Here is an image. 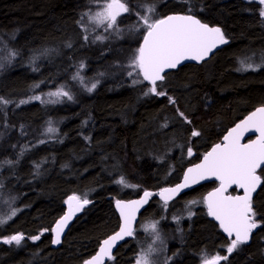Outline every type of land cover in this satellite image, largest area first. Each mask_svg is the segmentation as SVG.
<instances>
[{"label":"trees","instance_id":"obj_1","mask_svg":"<svg viewBox=\"0 0 264 264\" xmlns=\"http://www.w3.org/2000/svg\"><path fill=\"white\" fill-rule=\"evenodd\" d=\"M87 1L0 0V97L10 102L6 106L0 105V151H4L0 152V219L11 217L0 225V264L82 262L95 252L100 240L117 227L114 200L131 198L143 190L155 191L175 183L182 169L217 142L229 126L257 105H264V19L256 1L127 0L131 6L124 16H128V25L141 15V3L151 2L156 5V19L169 12L193 14L202 22L219 25L229 40L208 60L199 64L186 63L166 73L165 79L157 82L159 91L166 93L164 96H142L147 84H134L128 75V78H120L113 65L120 62L117 56L116 59L104 56L98 61L90 57L104 54L102 48L93 55L82 53L80 47H88L87 44H78L87 39L82 31V15L94 4L93 0ZM134 16L136 19L132 20ZM42 46L46 51L40 55ZM132 55L125 58V63H129ZM60 56L69 59L65 62L58 59ZM253 56L262 64L254 66L255 70L242 69L241 62L249 64ZM20 57L27 58L20 62ZM75 58L86 61L87 74L94 71L100 79L97 87L91 93L81 94L71 80L69 84L76 90L74 96L77 97L63 106L48 107L34 99L38 93L48 90L46 84L55 88L57 82V85L62 83L55 72L65 68L69 61L72 68L78 65ZM53 78L56 83L51 84L55 82ZM33 92L36 93L30 97ZM169 97L175 100L174 104L169 102ZM46 108L50 110L46 112ZM177 109L190 123L178 115ZM55 121L64 122L59 126L60 142L55 138H41L45 130L43 126L47 122L56 124ZM37 123L39 126L35 125ZM40 129L42 132L36 142L26 139ZM193 130L200 134L192 136ZM29 141L32 144L25 147ZM14 142L23 144L19 147ZM167 143L171 144L165 147ZM9 148L15 152L11 154ZM26 148H31L29 153ZM189 148L194 151L193 155L188 154ZM45 153L48 157L43 155ZM40 155L44 157L39 159ZM37 158L40 161L47 158L43 162L45 166H41L42 162L38 164ZM53 158L55 161L51 164ZM35 165L39 169H35ZM35 171H38L37 175ZM259 174L262 183L252 198V206L255 219L263 220L264 172L259 170ZM121 178L136 187L117 183ZM211 187L212 183H201L168 202L166 208H163L164 202L152 194L134 231L146 221L157 220L162 231L171 234L166 237L168 251L163 254L168 255L164 259L170 261L169 264H205L207 260L201 261L199 250L211 246L214 239L219 247L218 254L223 257L231 239L224 237L216 225L207 220L201 206L203 193ZM67 194L87 199L90 203L72 221L60 245L52 248L51 226L62 214ZM194 200L196 202L190 205L189 202ZM189 207L193 214L183 216V209ZM174 216L178 219H173ZM176 227L180 229L178 234L174 230ZM263 229L264 223L252 233L249 243L228 253L227 260H221L219 264H264L258 241ZM15 234L24 237L19 245L3 242ZM34 236L40 238L31 239ZM137 250L138 245H134L130 237L117 247L114 259L106 264H131Z\"/></svg>","mask_w":264,"mask_h":264},{"label":"snow or ice","instance_id":"obj_2","mask_svg":"<svg viewBox=\"0 0 264 264\" xmlns=\"http://www.w3.org/2000/svg\"><path fill=\"white\" fill-rule=\"evenodd\" d=\"M264 5V0H259ZM127 0H104L100 11L95 14L85 13L89 16V20L97 26L103 24L107 29H114L117 24V18L125 12H128ZM155 12L154 6H146L145 13L140 16L143 26L146 28V34L143 43L136 50V54L129 61V67L132 76H142L144 81H148L152 87L145 92L155 95L164 96L166 93L157 91V81H163L165 69H175L183 60L191 59L201 61L209 55V53L218 45L227 43L224 34L219 27H210L208 24L202 23L193 15H170L163 19H153L152 14ZM260 15L264 17V9ZM97 40H103L105 37L97 36ZM70 47V45H69ZM83 67V65H81ZM259 67V66H257ZM255 70L252 64H247L246 69ZM139 80H133V83H140ZM38 87V85H37ZM96 88L93 83L87 90L91 92ZM51 96H67L69 100L73 97L62 90L52 92ZM40 99V97H34ZM21 101L20 103H26ZM170 103H175L172 97H169ZM9 101L0 97V105H7ZM178 115L183 117L186 122L187 117L183 112L177 109ZM255 130L259 133L255 140L249 143H240V138L244 132ZM49 132L53 129L49 128ZM200 133L193 130L192 136H198ZM188 154L192 155V149H188ZM260 169L264 172V107L257 108L242 123L237 124L228 135L223 138V143L216 144L210 152H208L203 161L193 168H189L184 176V182L175 188L162 189L160 195L164 199L165 207L171 196L179 192L182 188L190 186V183H197L201 179L215 177L220 182V186L205 197V203L208 208V215L219 221L220 227L231 237L235 235V239L231 240L227 252L231 254L238 249L240 245L245 244L254 229L258 227L255 219L256 213L252 206V195L257 190V186L261 185V176L257 174ZM125 187H136L129 185L124 178L117 181ZM237 186L243 189V195L231 196L225 195L228 188ZM168 193L167 196L164 194ZM152 193L145 191L141 200L123 202L117 201V208L120 211L122 223L120 230L115 235L108 237L102 242L98 253L91 259L86 260L84 264H103L104 258L113 260L112 249L118 240L124 237L134 235L132 226L135 220V213ZM75 202V203H73ZM68 204V212L56 223V227L52 229L55 236L52 240L53 244L60 243V234L63 232L65 225L72 219L75 213L80 212L83 207L90 203L89 200H81L73 195L65 201ZM15 215V210L12 212ZM191 215V213L189 214ZM11 219V217H7ZM7 219H0V225L7 223ZM178 219V218H177ZM156 233V239H160L157 231V225L153 223L149 226ZM22 234H15L5 238L4 243L15 242L17 245L23 240ZM39 236L31 239L38 240ZM154 251L149 248L147 253L138 256L136 264H150L149 255ZM170 259V258H169ZM227 260V256H216L205 264H219V261Z\"/></svg>","mask_w":264,"mask_h":264},{"label":"rangeland","instance_id":"obj_3","mask_svg":"<svg viewBox=\"0 0 264 264\" xmlns=\"http://www.w3.org/2000/svg\"><path fill=\"white\" fill-rule=\"evenodd\" d=\"M252 1H256L257 3H259L260 12L262 9H264V5L260 4L259 0H252ZM93 2H94V4L96 3L97 6L92 4L93 6H91V8L88 9V12L91 14H95L97 11L101 10L104 0H101V2L100 1L96 2V0H95ZM139 3H141V2H139ZM99 4H100V6H99ZM127 5H128L127 7H129L131 9V6L128 3H127ZM146 6H154L155 7V12L152 14V18L156 19L155 18L156 5L151 3V2L141 3V5H140L141 15L146 14L145 13ZM89 10L90 11L93 10V11L90 12ZM126 14H127V12L122 13L120 15V17L117 18V24H116L114 29H107V30H106L105 25L101 24V25L97 26L95 23L91 22L89 20L88 15L82 16V31H83L84 35H86L87 39L85 40V42H83V41L78 42V44H80L81 46H84V44L89 45L88 48L86 46H84L83 48L81 47L82 48L81 50L85 55H93L98 50V48H102L104 50V54L90 56L96 61L103 59L104 56H106L107 59H116L115 57L117 56L120 59L119 60L120 62L113 63V65L117 68V70L119 72L118 76L120 78H122L124 76L128 77L129 76L128 73L133 71L132 68L129 67V65H128L129 63H125V58L132 53H133L132 56H134L136 54V50L139 48L142 35L144 34V32L146 30V28L143 26L142 20L140 19L141 15H139V18L136 21H134L130 25H128V24H126V23H128L127 22L128 16H127V18L124 17ZM132 14L133 13L130 12V15H132ZM262 18L264 19V17H262ZM134 19H136V16H134L132 18V20H134ZM97 36L105 37V39L97 40L96 39ZM0 44H1V42H0ZM56 47L58 48L59 46H56ZM106 48H110L109 51H107ZM45 51H46V48L42 46L41 50L39 51V54L42 55ZM54 51L57 52V54L59 53V51L55 48H54ZM257 54L259 55V53H257ZM52 55H55V53ZM58 59L67 62V60L69 58L67 56L66 57L60 56V57H58ZM257 60L258 59H255V56H253L249 59V64H252L253 66H256V65L258 66V65L262 64L261 62L258 63ZM76 62L77 63L79 62V63H78V65H75L73 68H72V62L70 63V61H69L65 68L63 67L62 70L55 72L56 76L64 73V74H62L63 76L62 75L57 76V79L61 78V82L63 81L62 83L57 85L58 84V82H57L55 88L54 87L49 88V84H46V88L48 90H44L41 93H38L34 97H40L39 101L42 104L45 103L46 105H54V103H55V105L56 104L62 105V103H63V105H66V104L72 102V99L69 100L67 96L56 97V96H51L49 94L52 92H56L57 90H62L64 92L69 93L73 97L74 91L72 89V86L70 84H68V82L71 83V80L75 85H77L79 87L81 92L91 93L94 89L91 92H89L87 89L90 88L93 83H96V87H97V85L100 82V79L98 77H96V75L94 74V71L91 72V74H87L88 66L86 64V61L85 62L83 61V58L80 60L77 59ZM81 65H83V67H81ZM246 66H247V63L245 64V63L241 62V68L242 69H245ZM71 68H72V71H71L70 76H68V80H67V78H65L64 76H67L66 74L68 72H70L69 70ZM110 68H111V66H110ZM49 72L52 73L53 70H51ZM116 76H117V74H116ZM105 77H106V75H105ZM129 77H132L133 80H139L141 82H145L143 80V77L136 75L135 72L133 73L132 76H129ZM106 78L108 79L109 77H106ZM65 80H67V81H65ZM37 85L38 84H36V86ZM149 88L150 87L142 90L141 95L145 96V92H148ZM30 89L31 88H29V90ZM157 91L160 92L159 87H157ZM35 93L36 92L31 93L30 97H32V94H35ZM149 94H150V92H149ZM46 100H47V102H46ZM62 101H64L65 104ZM49 128L53 129V131L49 132L48 131ZM56 133H57L56 127L47 126L44 130V135H42L41 138L51 139L56 135ZM173 134H175L174 131H173ZM170 144L171 143H167L164 145H165V147H168ZM131 185H133V184H131ZM132 188H135V187H132ZM195 202L196 201L194 200L193 202L191 201L189 203H190V205H192ZM163 208H166L165 205L163 206ZM191 211H192V208L189 207V208L183 209L182 214H184L183 216H185V217L191 216V215H189L190 213L193 214V212H191ZM181 215L179 216L180 218H182ZM177 218H178V216L173 217V219H177ZM179 222H180V220H179ZM153 223H155L157 225V231L159 233L160 239H156V233H154L151 230V228L149 227ZM174 230L177 234L180 232V229L178 227H176ZM135 233H137V234L135 235ZM170 235L171 234H169V233L165 234L162 231V229L159 225V222L157 220H149V221L142 223L134 231V235L131 236L132 243L134 245H135V243H136V245H138L137 253L132 256L133 258H132L131 264H136L138 256L142 253H147L150 247L154 249V251L148 257L150 264H167L168 260H166L164 258H167L168 255H163V254H165L168 251V244H167L166 237H169ZM258 241L260 243L259 246H261L263 254H264V237H260V239H258ZM230 243L231 242H229V244L226 245V247H225V255L224 256H226L228 254L227 248L230 246ZM201 257H202L201 261L207 260V258L205 256L201 255Z\"/></svg>","mask_w":264,"mask_h":264},{"label":"water","instance_id":"obj_4","mask_svg":"<svg viewBox=\"0 0 264 264\" xmlns=\"http://www.w3.org/2000/svg\"><path fill=\"white\" fill-rule=\"evenodd\" d=\"M170 15H193V14H189V13H181V12H169V13H167L166 15H163V16H162L161 18H159V19H163V18H165V17H167V16H170ZM193 16H195V15H193ZM195 17H196L197 19H199L197 16H195ZM199 20H200V19H199ZM200 21H201V20H200ZM201 22H202V21H201ZM202 23L208 24V23H206V22H202ZM208 25H209L210 27H219V28L221 29V27H220L219 25H217V24H208ZM221 31H222V29H221ZM222 33H223V32H222ZM145 34H146V31L144 32V35H145ZM144 35H143V37H142V40H141V42H140V45L143 43ZM224 37H225V36H224ZM225 39H226L227 43H224V44H218V45H217V46H216V47H215V48L209 53V55H208L207 57H205V58H204L203 60H201V61L208 60L212 54H214L216 51H218V50L221 49L223 46H225L226 44H228L229 40H228L226 37H225ZM140 45H139V47H140ZM201 61H196V60H191V59L183 60V61H181V63H180L179 65H177L176 68H178L179 66H181V65H183V64H186V63H199V62H201ZM176 68H175V69H176ZM170 70H173V69H165V72L163 73V75L166 74L167 72H169ZM260 107H264V105H258V106H256V107H254L252 110H250L249 112H247L242 118H239V119L236 120L231 126H229V127L226 129V131L222 134V136H221V138L219 139V141L213 143V144H212V145H211V146H210V147L204 152V154H203V155H202V156H201L196 162L190 163V164H188V165H186V166L184 167V169H183V171H182V174H181V177H180V178L178 179V181H176L175 183H173V184H168V185H165V186H162V187H160L158 190H155V191H153V190H151V189L143 190V191H141L137 196H134V197H131V198H120V199H116V200H114V201H113V207H114V211H115V213H116V215H117V217H118V224H117L116 229H115L114 231H112L111 233H109L108 235H106L104 238H102V239L100 240L97 249L95 250V252H94L90 257L86 258L85 260H83V261L80 262V263H75V264H84V262H85L86 260H89V259H91L93 256H95V255L98 253V251H99V249H100V246L102 245V242H103L105 239H107L108 237L115 235V233H117V232L120 230V226H121V223H122V219H121L120 211H119V209L117 208V204H116V202H117L118 200H119V201H123V202H125V203L130 202V201H138V200H141V198L144 196V192H145V191H148V192H150V193H152V194H155L156 197H157L161 202H164V199H163L162 196L160 195L162 189H171V188H175V187H176L177 185H179V184H182V183L184 182V176H185V173L187 172V170H188L189 168H193V167H195L196 165L200 164V163L203 161L204 156H205L208 152H210V151L212 150V148H213L216 144L223 143V138H224L226 135H228V133H229L233 128H235V126H236L237 124L242 123V122H243V121H244V120H245V119H246V118H247L252 112H254L257 108H260ZM258 135H259V133L255 132V130H249V131H246V132H244L243 135L241 136V138H240V143H242V144L249 143V142H251V140H255V139L257 138ZM258 170H259V169H258ZM258 170H257V174L259 175ZM206 181H214V182H216V183H218V184H217L215 187H213L211 190H209L208 192L205 193V195H204V202H205V197H206L210 192H213L215 189H217V188L220 186V182H219L218 180H216L215 177H208V178H206V179H201V180H199L197 183H190V186H189V187L182 188L179 192H177L176 194L172 195V196H171V199H169L168 202L172 201L173 199H175V198H176L177 196H179L180 194H182V193H184V192H186V191L192 189L193 187H195V186H197V185H199V184H201V183H203V182H206ZM259 187H260V185L257 186V189H258ZM231 188H235V189L238 191V193H230V192L227 193V192H226L225 195H231V196H239V195H243V189H240V188H238L237 186L233 185V186L229 187L227 191H229ZM256 191H257V190H256ZM256 191H255V192H256ZM255 192L253 193L252 197L254 196ZM164 195L167 196L168 193H165ZM70 196H73V195H69V196H67L66 201L68 200V198H69ZM150 197H151V196H150ZM150 197H148L147 202L144 203L142 206H140L139 209L136 211V213H135V220H134L133 223H132L133 229H135V226H136V224H137V222H138V220H139V215H140V213L142 212V210L145 208V206L147 205V203L149 202ZM73 203H75V202H73ZM205 205H206V203H205ZM84 207H85V206H84ZM84 207H83V208H84ZM206 208H207V205H206ZM81 211H82V210H81ZM81 211L75 213V215L72 217V219L68 221L67 225H65L63 232L60 234V243H61V241H62V239H63L65 233L67 232V230H68L70 224H71L72 221L76 218V216H77L78 214L81 213ZM67 212H68V204L65 203V204H64V209H63L62 214H61V215H60V216L54 221V223H53L52 226H51V247H52V248H56V247H58V246L60 245V243H58V244H53V243H52V240H53V238H54V236H55V233L52 231V229H54V228L56 227V223H57V221H59V220L61 219V217H63V216L65 215V213H67ZM207 212H208V208H207ZM208 217H209L210 219L214 220V221L219 225V228H220L222 234L224 235V237H226V238H231V237H232L233 239H235V235H234V234L230 237V236L228 235V233L224 232V230L220 227L219 221H217L215 218H213V217H211V216H209V215H208ZM256 229H257V228H256ZM256 229H254L253 232L256 231ZM253 232H252V233H253ZM252 233L250 234L249 240L246 242V244L250 242V238H251ZM128 238H130V237H124V239H122V240H118V241L116 242V244L113 246V249H112V256H113L114 251L117 249V247H118L123 241H125V240L128 239ZM107 261H108V259H107V257H105V258H104V261H103V264H106Z\"/></svg>","mask_w":264,"mask_h":264},{"label":"bare ground","instance_id":"obj_5","mask_svg":"<svg viewBox=\"0 0 264 264\" xmlns=\"http://www.w3.org/2000/svg\"><path fill=\"white\" fill-rule=\"evenodd\" d=\"M88 1H89V0H88ZM88 1H87V2H88ZM90 1H91V0H90ZM93 1H95V0H93ZM97 1H100V2H101V0H96V2H97ZM98 3H99V2H98ZM90 4H91V3H90ZM94 5L97 6L96 3H95ZM90 6H91V5H90ZM92 6H93V5H92ZM99 6H100V4H99ZM133 6H134V5H133ZM134 7H135V6H134ZM86 8H87V7H86ZM93 8H94V7H93ZM93 8H92V9H93ZM96 8H97V7H96ZM98 8H99V7H98ZM84 9H85V8H84ZM94 10H95V9H94ZM82 11H83V10H82ZM86 11H88V10L86 9ZM91 11H93V10H91ZM91 11H90V12H91ZM80 12H81V11H80ZM84 12H85V11H84ZM85 13H86V12H85ZM88 13H89V12H88ZM79 14H80V13H79ZM82 14H84V13H82ZM82 16H84V15H82ZM84 45H85V44H84ZM88 46H89V45H88ZM80 48H81V47H80ZM82 48H83V47H82ZM82 48H81V49H82ZM87 48H88V47H87ZM81 49H80V50H81ZM32 50H33V49H32ZM80 50H79V51H80ZM83 51H84V50H83ZM86 51H87V50H86ZM28 52H29V51H27V53H28ZM84 52H85V51H84ZM251 52H252V51H251ZM27 53H24V54H27ZM82 53H83V52H82ZM28 54H29V53H28ZM28 54H27V55H28ZM247 54H248V52H247ZM83 56H84V55H83ZM83 56H82V57H83ZM243 56H246V55H243ZM24 57H25V56H24ZM78 57H79V56H78ZM22 58H23V57H22ZM26 58H27V57H26ZM26 58L21 59V57H20V58H19V59H21L20 62H21L22 60L26 59ZM73 58H74V57H73ZM77 59H79V58H77ZM81 59H82V58H81ZM75 60H76V58H75ZM79 60H80V59H79ZM73 61H74V60H73ZM76 61H77V60H76ZM26 62H27V60H26ZM74 62H75V61H74ZM23 63H24V62H23ZM21 64H22V63H21ZM24 65H25V64H23V66H24ZM26 67H27V65H26ZM65 71H66V70H65ZM69 71H70V72L67 71L68 73L66 72V73H67V74H66L67 76H64L65 78H67V80H68V76H70V74H71L72 68H71ZM59 74H60V73H59ZM62 74H64V73H62ZM62 74H60V75H62ZM60 75H57V76H60ZM57 76H56V78H57ZM62 76H63V75H62ZM54 78H55V77H54ZM54 78H53V79H54ZM60 79H61V78H60ZM62 79H63V78H62ZM67 80H65V81H67ZM54 81H55V82H51V84L56 83V79H54ZM62 82H63V81H62ZM66 83H67V82H66ZM68 84H69V82H68ZM50 87H52V86L50 85ZM73 89H74V88H73ZM73 91H76V90H73ZM78 92H79V90H78ZM74 93H75V92H74ZM75 94L77 95V92H76ZM81 94H82V92H81ZM83 94H84V93H83ZM76 95L73 96V97L76 98V97H77ZM78 95H79V96H82V95H80L79 93H78ZM86 96H87V95H86ZM77 101H78V99H77ZM77 101H75V102H77ZM81 101H82V100H80L79 102H81ZM46 102H47V100H46ZM62 102H64V101H62ZM73 102H74V101H73ZM82 102H84V101H82ZM26 103H28V101H27ZM30 103H32V102H30ZM49 104H50V103H49ZM64 104H65V102H64ZM71 104H72V103H71ZM75 104H76V103H75ZM75 104H74V105H75ZM38 105H39V104H38ZM54 105H55V103H54ZM56 105H57V104H56ZM58 105H59V104H58ZM72 105H73V104H72ZM72 105H71V106H72ZM47 106H48V105H47ZM47 106H45V107H47ZM62 106H63V103H62ZM62 106H61V107H62ZM39 107H40V106H39ZM41 107L45 108L44 106H41ZM48 107H49V106H48ZM43 108H42V109H43ZM51 108H52V107H51ZM58 108H59V106H58ZM63 108H65V107H63ZM63 108H62V110H63ZM73 108H74V106H73ZM39 109H40V108H39ZM46 109H47V108H46ZM46 109H45L46 112L50 110V109H47V110H46ZM55 109H56V106H55ZM55 109H54V110H55ZM71 109H72V108H71ZM78 109H79V108H78ZM70 111H71V110H70ZM74 111H75V110H74ZM43 112H44V111H43ZM64 113H65V112H64ZM73 113H74V112H73ZM49 114L51 115L52 113H49ZM49 114H48V115H49ZM53 114H54V112H53ZM53 114H52V115H53ZM59 114H61V112H60ZM65 114H66V113H65ZM67 114H68V113H67ZM74 114H75V113H74ZM42 115H44V114H42ZM42 115H41V116H42ZM57 115H58V113H57ZM62 115H63V114H61V116H62ZM41 116H40V117H41ZM45 116H46V115H45ZM45 116H44V118H45ZM63 116H64V115H63ZM49 117H50V116H49ZM52 117H53V116H52ZM56 117H57V116H56ZM64 117H65V116H64ZM64 117H63V118H64ZM50 118H51V117H50ZM58 118H59V117H58ZM91 118H92V116H91ZM40 120H41V119H40ZM43 120H44V119H43ZM43 120H41V121H43ZM44 121H45V120H44ZM52 121H53V120H52ZM62 121H63V120H62ZM81 121H82V119H81ZM81 121H79V122H81ZM20 122H21V121H20ZM39 122H40V121H39ZM65 122H66V121H65ZM84 122H85V121H84ZM84 122L81 123V124L84 125ZM18 123H19V122H18ZM22 123H24V122H22ZM55 123H56V124H54L53 122H52V123H48V122H47V124H46L45 126H43V127L46 128L47 126H52V127H56V128H57V126H58V132L56 133V135H55L53 138H55L56 140L59 141V137H60V135H61V134H60L61 132L59 133V126H60V124H61L62 122H61V121H55ZM63 123H64V122H63ZM63 123H62V124H63ZM20 125H21V124H20ZM20 125L18 124V126H20ZM35 125H38V123L35 124ZM35 125H33V126H35ZM21 126H22V125H21ZM28 126H29V124H28ZM30 126H31V125H30ZM30 126H29V128H30ZM38 126H39V125H38ZM86 126H87V125H86ZM86 126H85V127H86ZM25 127H26V124H25ZM85 127H83V128H85ZM26 128H27V127H26ZM45 128H44V129H45ZM80 128H81V127H79V130H80ZM36 129H37V128H36ZM36 129H35V130H36ZM38 129H39V127H38ZM17 130H19L18 127H17ZM20 130H21V129H20ZM22 130H24V127L22 128ZM25 130H26V129H25ZM27 130H28V129H27ZM30 130H31V129H30ZM35 130H34V131H35ZM79 130H78V131H79ZM32 131H33V129H32ZM36 131H37V130H36ZM36 131H35V132H36ZM80 131H81V130H80ZM89 131H91V130H89ZM89 131H88V133H89ZM35 132H33L35 135H29V136L27 135L29 138H26V137H25V138H26V139H32V140L34 139V141L36 142V141L38 140L39 135H40V133H41L42 131H41V129H40V130L38 131V133H37V132L35 133ZM85 132H87V131H85ZM22 133H23V132H22ZM24 133H25V131H24ZM33 133L31 132V134H33ZM5 134H6V133H5ZM5 134H4V135H5ZM20 134H21V132H20ZM28 134H29V133H28ZM62 134H63V133H62ZM82 134H83V129H82ZM90 134H91V133H90ZM4 135H3V139L5 138ZM18 135H19V134H17V136H18ZM79 135H81V134H79ZM88 135H89V134H88ZM88 135L86 134V137H87ZM17 136H15V138H16ZM21 136H22V135H21ZM21 136H20V138H22ZM34 136H35V137H34ZM82 136H83V135H82ZM63 137H65V135H63ZM84 137H85V134H84ZM89 137H90V135H89ZM15 138H14V139H15ZM20 138H19V139H20ZM90 138H91V137H90ZM22 139H24V138H22ZM55 139H54V140H55ZM61 139H62V138H61ZM20 140H21V139H20ZM56 140L54 141V144H55ZM62 140H63V139H62ZM84 140H85V138H84ZM12 141H13V140H12ZM50 141H51V140H50ZM58 141H57V143H58ZM15 142H16V139H15ZM15 142H14V144L18 143V142H16V143H15ZM21 142H22V141H21ZM35 142H33V143H35ZM52 142H53V140H52ZM59 142H60V141H59ZM6 143H7V142H6ZM0 144H1V143H0ZM4 144H5V143H4ZM22 144H23V143H22ZM22 144L19 143V145H22ZM26 144H27V146L24 144L25 147H28V144L30 145V144H32V143L29 141V142L26 143ZM16 145H17V144H16ZM19 145H17V146H19ZM33 145H35V144H33ZM33 145H32V146H33ZM55 145H56V144H55ZM3 146H4V145H3ZM6 146H7V145H6ZM9 146H10V144H9ZM14 146H15V145H14ZM17 146H16V147H17ZM0 147H1V146H0ZM19 147H21V146H19ZM19 147H18V148H19ZM29 147H30V146H29ZM1 148H2V147H1ZM12 148H13V147H12ZM31 148H32V147H31ZM31 148H30V149H31ZM9 149H10V148H9ZM15 149H17V148H15ZM30 149H27V148H26V150H28V153H29V150H30ZM2 150H3V149H2ZM13 150H14V148H13ZM10 151H11V149H10ZM10 151L8 150V153H9ZM16 151H18V150H16ZM0 152L3 153L4 151H0ZM12 152H15V151H11L10 153L12 154ZM20 153H21V151H20ZM22 153H23V150H22ZM22 153H21V154H22ZM26 153H27V152H26ZM28 153H27V155H28ZM17 154H19V153L17 152ZM17 154H16V155H17ZM21 154H20V156H21ZM2 155H3V154H2ZM9 155H10V154H9ZM9 155L7 154V157H8ZM14 155H15V154H14ZM14 155H12V156H14ZM22 155H23V154H22ZM27 155H26V156H27ZM43 155H45L46 157H48L46 153L43 154ZM53 155H54V154H53ZM53 155H52V156H53ZM4 156H5V155H4ZM38 156H39V155H38ZM38 156H37V157H38ZM5 157H6V156H5ZM10 157H11V156H9V158H10ZM23 157H24V156H23ZM28 157L31 158V156H28ZM43 157H44V156H43ZM43 157H41V155H40V158H39V159H42ZM14 158H15V156H14ZM17 158H19V157H17ZM26 158H27V157H26ZM32 158H34V157H32ZM32 158H31V159H32ZM35 158H36V157H35ZM1 159H2V158H1ZM20 159H22V158H20ZM27 159H28V158H27ZM37 159H38V158H37ZM39 159H38V160H39ZM46 159H47V158H45V160H46ZM6 160H7V159H5V161H6ZM8 160L11 161V159H8ZM13 160H14V159H13ZM45 160H43V161H40V160H39L40 162L38 161V162H39L38 164H41V162H42V164H41V166H42V165H43V162H45ZM47 160H48V159H47ZM2 161H3V160H2ZM5 161H3V162L5 163ZM16 161H18V159H16ZM16 161H15V162H16ZM54 161H55V160H54V158H53V161H51V164H53L52 162H54ZM7 162H8V161H7ZM12 162H13V161H12ZM31 162H33V161H31ZM34 162H36L35 159H34ZM47 162H48V161H47ZM49 162H50V160H49ZM8 164H9V163H6V165H8ZM10 164H11V163H10ZM35 164H37V163H35ZM0 165H1V164H0ZM35 166H36V165H35ZM41 166H40V167H41ZM43 166H45V165H43ZM35 169H39V168H37V166H36ZM35 169L33 168V170H35ZM41 169H42V167H41ZM33 173H34V171H33ZM35 173H36V175H37V174H38V171H35ZM40 173H41V171H40ZM39 175H41V174H39ZM39 177H40V176H39ZM113 179H114V178H113ZM109 180L111 181L112 179H109ZM113 181H114V180H113ZM113 181H112V182H113ZM87 187H88V186H87ZM91 188H92V187H91ZM93 188H94V187H93ZM81 189H82V188H81ZM89 189H90V188H89ZM89 189H88V190H89ZM82 190H84V189H82ZM92 190H93V189H92ZM92 190H91V191H92ZM71 192H72V191H71ZM68 195H69V194H67V195H65V196H68ZM109 196H110V195H109ZM110 197H111V196H110Z\"/></svg>","mask_w":264,"mask_h":264},{"label":"flooded vegetation","instance_id":"obj_6","mask_svg":"<svg viewBox=\"0 0 264 264\" xmlns=\"http://www.w3.org/2000/svg\"><path fill=\"white\" fill-rule=\"evenodd\" d=\"M144 35V34H143ZM143 35H142V37H143ZM141 40H142V38H141ZM141 40H140V42H141ZM202 62V61H201ZM201 62H199V63H201ZM199 63H190V64H199ZM177 69V68H176ZM176 69H173V70H176ZM173 70H170V71H173ZM169 71V72H170ZM169 72H167V73H169ZM165 75V74H164ZM122 78H128V77H126V76H124V77H122ZM127 81H128V79H126ZM157 82H159V81H157ZM145 84H147L148 85V87H152V85L148 82V81H145L144 82ZM150 94H152V93H150ZM258 106V105H257ZM253 109V108H252ZM251 109V110H252ZM222 136V135H221ZM221 138V137H220ZM219 141V140H218ZM213 144V143H212ZM211 144V145H212ZM210 145V146H211ZM209 146V147H210ZM208 147V148H209ZM207 148V149H208ZM206 149V150H207ZM205 152V151H204ZM204 152H203V154H204ZM193 153H194V151L192 150V155H193ZM202 154V155H203ZM201 155V156H202ZM200 156V157H201ZM199 157V158H200ZM198 158V159H199ZM197 159V160H198ZM196 160V161H197ZM196 161H193V162H196ZM193 162H190V163H193ZM189 163V164H190ZM184 169V168H183ZM183 169H182V171H183ZM260 170V169H259ZM259 170H258V173H259ZM182 171H181V173H180V175H179V178L181 177V174H182ZM260 175V174H259ZM178 178V179H179ZM205 183H212V187L210 188V189H208L207 191H205L204 193H203V195H202V199H201V206L203 207V210L205 211V216H206V218H207V220H209V221H211L212 223H214V225H216V227H217V229L219 230V232L220 233H222L221 232V230H220V228H219V225L214 221V220H212V219H210L209 217H208V212H207V208H206V205H205V202H204V195H205V193L206 192H208L209 190H211L213 187H215L218 183H216V182H214V181H206V182H203L202 184H205ZM213 183H214V185H213ZM232 189H234V191H232ZM238 193V191L235 189V188H231L229 191H227V193ZM253 198V197H252ZM256 221H257V223H258V227H257V229H259L262 225H263V223H264V219L263 220H257L256 219ZM116 229V228H115ZM256 229V230H257ZM114 231V230H113ZM254 233V232H253ZM262 237H264V229H263V232H262ZM227 239H231V240H233V238L231 237V238H227ZM215 240V242L213 241L212 242V244H211V246H207V247H205V248H202V249H200L199 251L201 252V254L203 255V256H205L206 258H207V261H210L211 259H213L214 257H216V256H220L219 254H218V252H219V247H218V245H217V241H216V239H214ZM246 244V243H245ZM98 247V246H97ZM97 249V248H96ZM170 255V254H169ZM220 262V261H219ZM170 263V261L168 262L167 261V264H169Z\"/></svg>","mask_w":264,"mask_h":264}]
</instances>
